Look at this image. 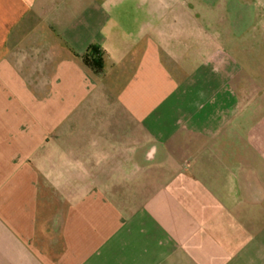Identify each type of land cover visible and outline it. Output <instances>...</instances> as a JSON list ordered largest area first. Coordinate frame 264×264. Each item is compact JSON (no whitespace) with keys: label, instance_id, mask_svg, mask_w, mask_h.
<instances>
[{"label":"crops","instance_id":"crops-1","mask_svg":"<svg viewBox=\"0 0 264 264\" xmlns=\"http://www.w3.org/2000/svg\"><path fill=\"white\" fill-rule=\"evenodd\" d=\"M212 1L0 0V264H264V65Z\"/></svg>","mask_w":264,"mask_h":264},{"label":"rangeland","instance_id":"rangeland-1","mask_svg":"<svg viewBox=\"0 0 264 264\" xmlns=\"http://www.w3.org/2000/svg\"><path fill=\"white\" fill-rule=\"evenodd\" d=\"M201 3L200 13L204 15L209 13L208 16L211 20L210 26L204 27L208 30L207 33L211 36L212 44L216 49L221 51L223 48V42L219 37L223 36V30L229 26L234 32L239 27L242 36H244L243 47L246 50L244 59L247 70L264 65V0H213L207 6L205 2ZM224 3H229V6ZM235 21L240 26H235ZM224 22L230 23V25L226 26ZM184 62V69L188 70V74L191 75V71L199 68V81L209 79L207 65L196 55L192 56V52L188 54V58ZM247 74L248 77L252 76V73L248 72ZM175 75L178 77L176 73Z\"/></svg>","mask_w":264,"mask_h":264},{"label":"trees","instance_id":"trees-1","mask_svg":"<svg viewBox=\"0 0 264 264\" xmlns=\"http://www.w3.org/2000/svg\"><path fill=\"white\" fill-rule=\"evenodd\" d=\"M83 62L90 66L95 73L102 70V52L96 46H89L84 55L81 56Z\"/></svg>","mask_w":264,"mask_h":264}]
</instances>
